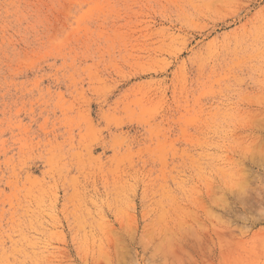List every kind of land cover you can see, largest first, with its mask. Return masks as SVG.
I'll use <instances>...</instances> for the list:
<instances>
[{
	"label": "rangeland",
	"instance_id": "1",
	"mask_svg": "<svg viewBox=\"0 0 264 264\" xmlns=\"http://www.w3.org/2000/svg\"><path fill=\"white\" fill-rule=\"evenodd\" d=\"M0 264H264V0H0Z\"/></svg>",
	"mask_w": 264,
	"mask_h": 264
}]
</instances>
